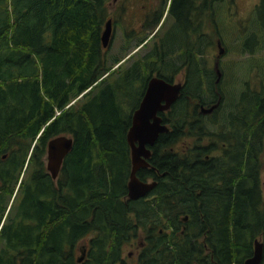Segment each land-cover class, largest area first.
<instances>
[{
  "label": "trees",
  "instance_id": "16d2710c",
  "mask_svg": "<svg viewBox=\"0 0 264 264\" xmlns=\"http://www.w3.org/2000/svg\"><path fill=\"white\" fill-rule=\"evenodd\" d=\"M106 1L0 0V264H124L122 247L138 235L140 264H242L255 238L264 264V87L245 88L215 120L221 94L214 111L199 113L201 93L208 104L216 96L189 73L164 116L167 132L135 173L155 185L127 199L125 134L146 73L169 81L163 72L178 65L162 59L192 52V43L164 34L135 62L110 70L119 57L107 67L100 45ZM225 2L214 0L217 15ZM254 14L264 32V0ZM57 135H69L72 147L51 179L42 157Z\"/></svg>",
  "mask_w": 264,
  "mask_h": 264
},
{
  "label": "rangeland",
  "instance_id": "374dc122",
  "mask_svg": "<svg viewBox=\"0 0 264 264\" xmlns=\"http://www.w3.org/2000/svg\"><path fill=\"white\" fill-rule=\"evenodd\" d=\"M145 2L146 0H137L135 7L133 3L131 7V0H117L116 2H114L113 0H107L105 2V20H113V18L116 17L117 13L120 12V7L123 6V11L125 12L121 11V13L123 12L121 14L122 18L126 19V22L128 23V21L130 20V12L131 30L135 29V31H139V25H136L137 16L135 12H137ZM227 2V4L225 2L226 5H220L221 8H219L218 10V15L217 10H215L214 23H212L211 19L209 20L207 15H204L201 21V33L203 35L202 38L198 39V44L196 45V50L198 51L195 53V59H192V55L188 57L189 66L191 67L192 63L196 65V71L198 70L196 76L198 77V80L199 78H201V87L205 91H208L212 86V81L214 79L213 62L215 58L217 59V65L221 74L219 77V81L216 84V88L222 96V102L216 114H211V116L214 117L215 120H219L221 115L226 114L227 110L230 108L231 101L235 99L237 94H239L246 88L245 84H247V82L248 87H250L251 89H258L260 86L264 87V32L258 26V22H256V17L254 14V7L258 3V0H227ZM103 24L101 27L102 29ZM169 24L170 20L168 18H165L162 27L159 29V31H157L158 33L156 37L148 40L146 44L138 48L135 52H132V50L139 44L135 43L138 39L131 41V48H129L131 50L130 57L125 58V60L117 68L124 69L133 60L147 53L154 43L157 44V41L163 35L165 29ZM152 28L139 32L138 37L141 36L146 38L148 36L149 38ZM120 37V30H113L111 28L110 43L104 50V54H106L107 56V67L111 65V60L113 58L119 57L120 59L123 57L121 55H125L128 51H130L121 50L119 48L121 40ZM217 38L219 39L218 45L222 49V52L220 54H218V48L215 45V41L218 40ZM245 38L252 39L253 44L250 45L251 49L249 51L242 50V42ZM201 39L202 43H200ZM199 51H201L200 54ZM179 54L182 55V58L181 60H177V63H175L176 66L179 65L181 69L176 77L172 80L173 82H179L182 85L185 84L184 72L187 61L185 58L184 49L180 50ZM182 60H184V63H181ZM115 66L116 64L113 63L110 66V70L116 68ZM173 73H176L173 69H170L168 71L165 70L163 72V74L168 76L173 75ZM201 95L205 100V103L202 106L207 107L209 105L207 100H211L208 98L207 93L202 92ZM214 129L215 126H208L209 131H213ZM184 140H186L185 144H188V138H183V140H180L179 142V148ZM42 160L44 166L45 155L42 157ZM259 178L261 183V191L264 196L263 160H261ZM149 180L150 179H148L147 181ZM82 245V241H79L77 243V251L75 252L76 256L79 255L78 248ZM142 245L143 241L140 235L125 243V245L122 247L121 253V258L124 264H136L138 254Z\"/></svg>",
  "mask_w": 264,
  "mask_h": 264
},
{
  "label": "water",
  "instance_id": "95a60500",
  "mask_svg": "<svg viewBox=\"0 0 264 264\" xmlns=\"http://www.w3.org/2000/svg\"><path fill=\"white\" fill-rule=\"evenodd\" d=\"M111 39V21L106 19L103 29L100 31V45L107 48ZM218 54L222 49L217 44ZM217 78L219 71H217ZM180 89L179 83H169L159 77L148 79L145 90L136 109L132 111L130 125L125 134V140L129 147L130 170L126 182V197L136 200L145 196L155 185L154 180H140L135 175L140 168L148 167L147 159L151 151L150 147L154 144L160 133L167 132L168 128L161 123L158 112L165 111L176 99ZM218 102L207 107L200 105V112L210 113L217 107ZM72 147V138L69 135H57L50 138L45 146L44 168L52 179H55L59 171L64 156ZM181 220H186L183 216ZM1 224V223H0ZM79 255L76 262H80L85 256V245L78 248ZM262 258V242L255 238L252 240L251 255L243 260L242 264H259Z\"/></svg>",
  "mask_w": 264,
  "mask_h": 264
},
{
  "label": "flooded vegetation",
  "instance_id": "af4514ba",
  "mask_svg": "<svg viewBox=\"0 0 264 264\" xmlns=\"http://www.w3.org/2000/svg\"><path fill=\"white\" fill-rule=\"evenodd\" d=\"M113 1L116 2L117 0H113ZM136 1L137 0H133V2H132V0H131V7H132V3L135 7ZM258 2H259V0H258ZM207 6H208V11H207L208 15L207 16H208L209 20L211 19L212 23H214V15H215V10H216V5L214 3V0H208ZM123 10H124V7L123 6L120 7V12H118L116 17L113 18V20H111V28L113 30H115V29L120 30L121 40H120L119 48L121 50H130L129 48H131V41L136 40V39L141 37V36L138 37V33L143 31V30H148V29L153 27L152 31L150 33L151 34L150 37L148 38V36H147L135 48H133L132 52H135L138 48H140L141 46L146 44L148 40L156 37V35L158 33L157 31H159V29L162 27V24H163L165 18H168L170 20V24L165 29L163 35L166 34V37L169 41L181 38V36H185L184 37L185 40L183 39V41L186 44L192 43V52H190V54H189V52L185 53V58H186L187 64L185 66L184 78L186 79V77L189 76V73L194 74L197 72L195 70L196 65L194 63L191 64V69L189 68L190 66L188 63V57L192 55V59H195L194 57H195V53H196V45L198 44L199 31L201 28V0H146V2L141 6V8L138 9L137 12H135L136 16H137L136 17V25H139V31H135V29L131 30V13L129 12L130 20L127 23L126 22L127 20L122 18V16H121V14L123 12H125ZM121 11H123V12L121 13ZM202 15L204 17V15H206V13L202 12ZM203 17H202V19H203ZM261 21L263 22V23H261V25L264 26V16L261 17ZM123 22H126V23H123ZM246 40L250 44V40H252V39H244L243 41L246 42ZM154 44H156V43H154ZM217 44H219V39L215 41L216 46H217ZM186 50H188V49H186ZM179 51H174L171 54V56H169V55L166 56L165 59H162L163 62L166 63L167 61H170V62H176L177 63V60H179V59L181 60V58H182V56H180V54H179ZM130 54H131V50L128 51L125 55H123L122 58H120L117 62L114 63V64H116L115 67H118L125 60V58L130 57ZM135 60H133L131 62V64L133 62H135ZM181 63H184V60H182ZM180 69L181 68L178 65L175 68L176 73H173V75L169 76L170 80L167 82L172 83V84L173 83H179V82H173L172 79H174L176 77V75L178 74ZM217 71H219V77H220L221 73H220V70H219L218 65H217V59L215 58L214 62H213L214 79L212 81V87H213L212 92L216 96V99L214 100L213 103H215L217 101L218 102L217 106H218L221 96H220V93L217 91V88H216V84L219 81V77L216 80ZM146 76H147V80L145 83V87H146V84H147V81L149 78H151V77L162 78V77L158 76L157 72H155V71L150 72V73H146ZM179 84H180V89H179V92H178L176 99L171 103V105L169 106V108L167 110L157 113V115L161 118V123L165 124L167 127H168V124L165 123L166 121L164 119V116L170 110L172 104L177 100V98L181 92L183 84L182 85H181V83H179ZM245 85L247 88L248 82ZM145 87H144V90H145ZM144 90H143V92H144ZM142 95H143V93H142ZM142 95H141V97H142ZM141 97H140L139 101L141 100ZM139 101H138V103H139ZM138 103H137V106H138ZM200 105H198L199 113H201L200 112ZM137 106L134 109H136ZM201 114H203V113H201ZM130 119H131V116H130ZM147 180L148 179H146L145 181H147ZM260 187H261V183H260ZM79 241H82V244H84V245L87 244V240L84 238H81ZM76 249H77V245H76ZM262 249H263V243H262ZM242 263H243V261H242ZM136 264H140V262L138 261V258H137Z\"/></svg>",
  "mask_w": 264,
  "mask_h": 264
}]
</instances>
